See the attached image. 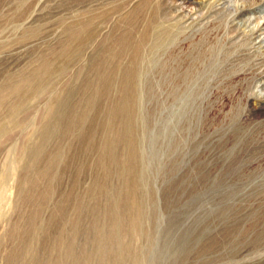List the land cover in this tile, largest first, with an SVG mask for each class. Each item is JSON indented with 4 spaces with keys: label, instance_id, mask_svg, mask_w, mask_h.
I'll list each match as a JSON object with an SVG mask.
<instances>
[{
    "label": "rangeland",
    "instance_id": "rangeland-1",
    "mask_svg": "<svg viewBox=\"0 0 264 264\" xmlns=\"http://www.w3.org/2000/svg\"><path fill=\"white\" fill-rule=\"evenodd\" d=\"M1 180L0 264H264V0H0Z\"/></svg>",
    "mask_w": 264,
    "mask_h": 264
},
{
    "label": "bare ground",
    "instance_id": "bare-ground-1",
    "mask_svg": "<svg viewBox=\"0 0 264 264\" xmlns=\"http://www.w3.org/2000/svg\"><path fill=\"white\" fill-rule=\"evenodd\" d=\"M131 76L134 78V77H135V73H132ZM129 162H130V161H129ZM4 182H5V180H1V181H0L1 184H4ZM131 200H132V199H131ZM132 224H133L134 228H137V226H138V221H137V219H133Z\"/></svg>",
    "mask_w": 264,
    "mask_h": 264
}]
</instances>
